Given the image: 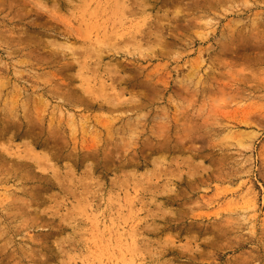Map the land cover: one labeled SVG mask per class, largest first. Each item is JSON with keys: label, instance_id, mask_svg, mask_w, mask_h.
<instances>
[{"label": "rangeland", "instance_id": "obj_1", "mask_svg": "<svg viewBox=\"0 0 264 264\" xmlns=\"http://www.w3.org/2000/svg\"><path fill=\"white\" fill-rule=\"evenodd\" d=\"M0 264H264V0H0Z\"/></svg>", "mask_w": 264, "mask_h": 264}]
</instances>
